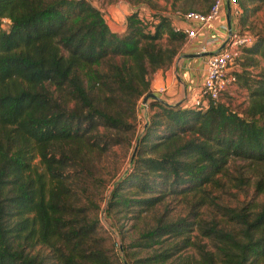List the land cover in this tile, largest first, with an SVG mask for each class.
<instances>
[{"label": "trees", "instance_id": "1", "mask_svg": "<svg viewBox=\"0 0 264 264\" xmlns=\"http://www.w3.org/2000/svg\"><path fill=\"white\" fill-rule=\"evenodd\" d=\"M213 1L195 0L202 11H186L206 13ZM235 1L241 17L246 1L263 0ZM252 38L245 58L264 62V35ZM184 40L164 14L147 22L130 12L117 34L88 0H0V264H122L92 209L122 238L126 215L136 220L177 196L191 198L186 215L160 214L119 243L126 264H264V205L229 207L212 195L224 179L251 181L264 194V68L243 79L240 112L226 102L147 98L156 109L102 208L78 203L69 184L89 175L85 155L131 132L148 74L167 67ZM234 161L243 165L231 177ZM207 207L217 221L201 216ZM193 230L210 248L192 239ZM188 248L195 262L180 256Z\"/></svg>", "mask_w": 264, "mask_h": 264}, {"label": "rangeland", "instance_id": "2", "mask_svg": "<svg viewBox=\"0 0 264 264\" xmlns=\"http://www.w3.org/2000/svg\"><path fill=\"white\" fill-rule=\"evenodd\" d=\"M91 5L100 10L106 25L108 28L117 34H121L123 31L124 17L133 11H137L138 14L145 20L150 21L155 15H166L172 24L177 26H183V21L180 17H174L173 11L177 10L183 12L189 10L190 7L197 11H202L203 6L196 3L195 0H88ZM245 10L241 8L242 16H236L232 18V26L249 33L251 36L255 33L258 35H264V0L261 2H249L245 3ZM120 28V29H119ZM181 31V30H180ZM160 43H165V36L162 37ZM186 44V38L181 43L177 51V56L180 53L181 48ZM185 47V46H184ZM176 56V55H175ZM246 55L242 50L239 59L236 61V65L233 69L237 73L244 74L243 77H236V89L230 95H224L221 97L223 102H226L232 109L242 111L248 100V93L243 87V79L248 77L250 79L256 78L259 71L264 68V62L261 61L258 56H254L252 63L245 58ZM154 72V71H153ZM149 73L148 79V91L154 93L149 87V81L153 74ZM144 95L141 96L136 103L135 118L133 120V128L131 132L114 133L111 137V144L105 152H94L84 156V165L88 167L89 175L83 176L78 179L69 180L71 189L74 190L75 197L78 203H84L87 207H90L87 199L91 200L95 206L102 208L104 197L108 190L111 189V182L127 170L130 166V159L133 157L134 146L136 139L140 133H142L149 115L156 108H149L148 101L146 99L145 104L141 101ZM163 97H160V99ZM163 100V99H162ZM116 140V143L113 141ZM132 156V157H131ZM35 163L36 159L34 160ZM243 162L234 161L230 164L229 174L231 177L235 176L237 171L234 172L236 166H242ZM40 169V166L37 164ZM242 173V172H241ZM252 180V179H251ZM235 185V181L227 182L224 179V186L220 189L213 190L212 195L217 197L216 201L227 205L229 207H240L248 202L263 206L264 194L257 192L251 181L249 183H243ZM191 198L182 199L180 196L177 198H167L162 205H157L155 208L139 215L136 220H130L129 215H126L127 219H123L122 223V238L120 231L111 229L104 221L101 211L93 210V214L97 216L100 224L105 228L106 236L114 244L116 257L120 259L123 264V253L118 249V244H127L128 241L135 239L141 231L150 228L154 225L156 217L160 214H166L170 218L183 217L188 210V203ZM213 209L204 208L201 210V216L209 221L210 219L218 220V215L212 213ZM107 231V232H106ZM194 241H199L201 244L206 245V249L210 248L209 242L201 238L196 230L190 233ZM108 239V240H109ZM109 241V242H110ZM138 256H145L147 252L145 250H135ZM182 257H188V262H195L198 259L195 250L188 248L180 253Z\"/></svg>", "mask_w": 264, "mask_h": 264}, {"label": "built area", "instance_id": "3", "mask_svg": "<svg viewBox=\"0 0 264 264\" xmlns=\"http://www.w3.org/2000/svg\"><path fill=\"white\" fill-rule=\"evenodd\" d=\"M231 17L239 14L235 0H225ZM222 0H214L206 13L196 11H173L174 17H180L183 26L172 24V30H182L186 39L194 37L199 30L215 19L221 9ZM151 29V26L149 27ZM252 36L233 26L228 27L221 35V46L214 52H208L204 58V77L195 97L189 105L205 107L209 102H223L221 97L230 95L236 89V70L233 67L239 59L243 48L252 43ZM212 41H204L198 52H206Z\"/></svg>", "mask_w": 264, "mask_h": 264}, {"label": "crops", "instance_id": "4", "mask_svg": "<svg viewBox=\"0 0 264 264\" xmlns=\"http://www.w3.org/2000/svg\"><path fill=\"white\" fill-rule=\"evenodd\" d=\"M123 26V24L121 25ZM232 26V17L222 0L221 9L215 19L203 27L197 34L186 39L179 55L171 63L153 72L149 87L156 96L163 97L167 104L189 103L196 95L204 77V58L208 52H214L221 46V35ZM120 29V28H119ZM204 41H212L206 52H198Z\"/></svg>", "mask_w": 264, "mask_h": 264}, {"label": "water", "instance_id": "5", "mask_svg": "<svg viewBox=\"0 0 264 264\" xmlns=\"http://www.w3.org/2000/svg\"><path fill=\"white\" fill-rule=\"evenodd\" d=\"M227 10H228V7H227ZM147 98H154V99H157V100H158L160 103H162V104H167L164 100L160 99V98L157 97L154 93H151V92H149L148 94H146V95L143 97L141 103H142V104H145ZM132 155H133V154H132ZM131 157H132V156H131ZM118 249L121 251V245H120V244L118 245ZM123 264H126L125 261H124V259H123Z\"/></svg>", "mask_w": 264, "mask_h": 264}]
</instances>
